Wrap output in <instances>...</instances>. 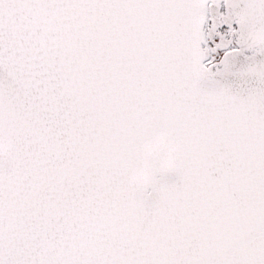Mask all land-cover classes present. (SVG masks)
Returning a JSON list of instances; mask_svg holds the SVG:
<instances>
[{"label":"snow or ice","instance_id":"1","mask_svg":"<svg viewBox=\"0 0 264 264\" xmlns=\"http://www.w3.org/2000/svg\"><path fill=\"white\" fill-rule=\"evenodd\" d=\"M0 264H264V0H0Z\"/></svg>","mask_w":264,"mask_h":264}]
</instances>
